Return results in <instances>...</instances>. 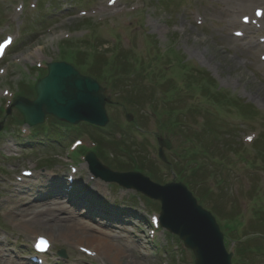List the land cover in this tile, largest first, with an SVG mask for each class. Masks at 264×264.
Wrapping results in <instances>:
<instances>
[{
  "label": "rangeland",
  "instance_id": "rangeland-1",
  "mask_svg": "<svg viewBox=\"0 0 264 264\" xmlns=\"http://www.w3.org/2000/svg\"><path fill=\"white\" fill-rule=\"evenodd\" d=\"M115 1L116 7L110 8L109 0H0V43L6 37L15 39L0 60V122L4 126L0 135V264H26L22 253L31 252L34 237L43 234L53 240L48 264H115L107 256H90L80 245L91 246L80 239L69 242L56 235L52 238L49 228L20 226L45 210L60 217L76 213L79 222L113 235V242L130 248L127 255L134 264H194L192 253L176 236L154 227L160 203L100 179L91 182L84 168L80 174L85 184L75 187L80 196L65 193L58 200L50 195L54 201L34 200L31 208L26 207L28 212H20L31 199L29 194L21 195L29 187L19 186L21 172L37 170L41 159L52 154L50 171H41L39 165L35 172L40 184L47 185L36 188V195H44L47 189L52 192L54 188H46L52 180L65 186L64 178L71 173L66 148L73 139L70 135L77 133L68 132L62 146L58 136L46 133L37 138L36 145L28 144L27 137L17 140L14 136L23 128L12 126L21 121V115L15 109L9 116L2 111L18 94L35 100L30 84L38 74L46 76L47 64L56 62L99 77L114 103L108 107L110 122L101 134H105L107 152L97 151L101 163L122 172L138 168L160 185L184 183L217 218L228 247L232 243L231 252L238 246L237 239L248 240L237 264H264V239L258 236H264V45L259 42L262 32L253 35L252 31L244 38L239 35L244 28L229 26L232 19L255 20L264 7L253 3L240 14H225L233 1ZM247 2L239 6L244 8ZM35 67L40 71H33ZM120 89L123 93L118 96ZM128 94L130 99L125 100ZM128 114L133 116L130 122ZM191 125L203 130L196 134L200 137L196 144L191 140L196 136ZM157 138L171 144V150L164 149L166 163L158 158ZM82 139L91 146L86 137ZM45 147L52 149L40 151ZM94 183L104 197H98L94 189L97 197L82 198ZM77 201L82 204L74 206ZM95 212L99 215L91 221L89 214ZM103 215L110 221H102ZM96 230L89 233L103 237ZM4 236L8 240L2 244ZM59 252L65 257L59 258ZM127 261L122 260L123 264Z\"/></svg>",
  "mask_w": 264,
  "mask_h": 264
},
{
  "label": "water",
  "instance_id": "water-1",
  "mask_svg": "<svg viewBox=\"0 0 264 264\" xmlns=\"http://www.w3.org/2000/svg\"><path fill=\"white\" fill-rule=\"evenodd\" d=\"M36 94L35 101L20 97L14 104L31 127L44 124L47 116L71 125L86 122L106 127L109 123L106 105L111 101L106 96L107 90L65 62L48 65V75L36 86ZM162 145L169 147V143ZM161 156L164 159L163 153ZM87 161L91 171L102 180L160 201L162 227L178 235L194 252L195 264H232V256L225 249L224 236L215 218L198 205L183 184L160 186L141 173L114 172L101 164L93 153Z\"/></svg>",
  "mask_w": 264,
  "mask_h": 264
},
{
  "label": "bare ground",
  "instance_id": "bare-ground-1",
  "mask_svg": "<svg viewBox=\"0 0 264 264\" xmlns=\"http://www.w3.org/2000/svg\"><path fill=\"white\" fill-rule=\"evenodd\" d=\"M233 1L234 4L231 5L230 7L227 8L226 13L225 14H240L242 12L245 11V9L247 10V8L250 9V5L253 3H259L261 4V6L264 7V0H248V4L244 5V8H242L239 2L243 1V0H230ZM244 9V11H243ZM224 14V13H223ZM264 14V13H263ZM231 15H229L230 17ZM259 23H261V21L258 19L256 21L255 24H251L248 21L245 20H235L232 19L229 22V26L230 28L233 27H239V28H244L241 32L242 35H246L252 31H263L264 30V26H259L257 27V25H259ZM251 34H254V32H252ZM245 38V37H244ZM245 62V61H244ZM40 179V178H39ZM39 179L37 178H31L28 182H25V184L29 185L27 193H21V195L24 194H29L30 196H28L31 199H28V201L26 203H21L23 207H25V210H21L20 212H28L26 210V207L31 208L32 204L34 203V200H37V202L43 203V202H49V201H54L53 198H49V196H54L55 198H57L58 200L60 199V195L63 194L67 188L65 187H58L59 191L56 190L55 185H58L56 183L55 180H52V184L46 188H54L53 191L51 192V190L47 189L44 195H36L37 192L36 188H43L44 185L46 184H40ZM94 182V181H92ZM47 186V185H46ZM34 188V189H33ZM27 189V188H26ZM98 194L97 196L101 198L104 197L103 195V191L99 189L98 191V187L96 186V183H94L93 189L91 191H88L83 197H94L96 196L95 191ZM17 192H19V189H16ZM60 190H63V193L60 192ZM44 193V192H43ZM96 196V197H97ZM80 202V201H79ZM79 202L77 201V203L79 204ZM82 202V201H81ZM67 210H64L61 212V214H65ZM47 212V213H46ZM50 211L45 210L40 211L38 213H34L33 218L24 221L25 224H21L20 226L23 229H40L43 230V228H49L51 229V232H48L51 237L53 238L54 235L57 236L56 239L58 238H65V241H71L72 238H77L80 239V242H83L85 244H89L91 247L88 246H84V244L80 245L83 249H87L89 251H91L92 253H94L97 256H107L110 261L112 263L115 264H123L122 260L123 259H128V261L126 262V264H134V260H131V257H129L127 254V252H129L130 248L125 247L124 245L122 246L121 244H117L116 242H113L111 240L110 237H112L113 235L108 234L107 232L104 231H98L95 228H93L91 225H85L81 222H79L78 220V216L76 213H66L65 217H60L59 215H54V214H49ZM44 213H46L47 215H43ZM52 213V212H51ZM99 212H95L92 214H89L91 218V221L94 220L95 217H97L99 214ZM60 214V215H61ZM95 214V215H94ZM43 215V216H42ZM76 216V217H75ZM104 217V216H103ZM106 219V218H105ZM108 221V220H106ZM110 221V220H109ZM108 221V222H109ZM106 225H109L108 223H106ZM32 227V228H31ZM91 230H96L98 232V234L102 235L98 236V235H92L89 232ZM45 231V230H43ZM46 235V234H43ZM92 245H94L95 247H93ZM120 260V262H118V260Z\"/></svg>",
  "mask_w": 264,
  "mask_h": 264
},
{
  "label": "trees",
  "instance_id": "trees-1",
  "mask_svg": "<svg viewBox=\"0 0 264 264\" xmlns=\"http://www.w3.org/2000/svg\"><path fill=\"white\" fill-rule=\"evenodd\" d=\"M99 78V77H98ZM97 78V79H98ZM99 80V79H98ZM123 93V91L120 89L119 90V95L118 96H120V94H122ZM125 100L126 99H130V94H128V96H125V97H123ZM210 129V131L212 132V134H215V132L214 131H212V128L210 127L209 128ZM216 135V134H215ZM100 138L105 142L106 141V139H104L101 135H100ZM194 138L197 140V141H199V138L200 137H198V136H194ZM201 140H203V139H201ZM195 148V147H194ZM107 148L105 147V145L103 144V145H101L100 147H99V152L100 153H105V152H107V150H106ZM126 157H129L130 158V156H129V154H127L126 155ZM118 161L120 160V159H117ZM129 164V163H128ZM119 170V169H118ZM121 170V169H120ZM138 170V169H137ZM242 248V247H241ZM241 248H239L238 249V251H237V259L235 260V264H237V262L239 263V261H240V258H242V255H241V252L243 253L244 251L246 252V248L243 250V248H242V250L243 251H241ZM241 264H243V261H241L240 262Z\"/></svg>",
  "mask_w": 264,
  "mask_h": 264
},
{
  "label": "snow or ice",
  "instance_id": "snow-or-ice-1",
  "mask_svg": "<svg viewBox=\"0 0 264 264\" xmlns=\"http://www.w3.org/2000/svg\"><path fill=\"white\" fill-rule=\"evenodd\" d=\"M249 139H252L251 137H249Z\"/></svg>",
  "mask_w": 264,
  "mask_h": 264
}]
</instances>
